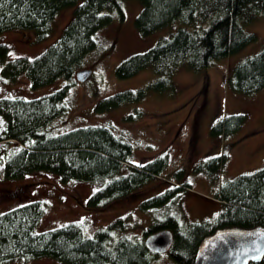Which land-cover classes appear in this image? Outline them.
Here are the masks:
<instances>
[{
  "label": "trees",
  "instance_id": "trees-1",
  "mask_svg": "<svg viewBox=\"0 0 264 264\" xmlns=\"http://www.w3.org/2000/svg\"><path fill=\"white\" fill-rule=\"evenodd\" d=\"M138 1L141 7L133 25L139 34L148 35L173 22L176 26L180 24L147 49L127 55L114 68L118 78L129 77L145 66H151L159 76L145 86L100 98L95 103L99 111L138 101L148 89L170 87V77L179 67L200 69L237 51L255 39V34L245 31L243 24L264 16V0ZM67 6H73L70 18L54 41L36 55L8 58L7 46L0 43L3 79L14 81L25 74L31 87L70 79L82 65L85 54L94 47L95 32L109 22L111 16L107 11H120V5L119 0H0V32L32 29L35 40L47 36L53 18ZM69 84L31 98L0 96L2 177L19 178L33 171H48L57 174L61 181L97 182L87 203L100 208L159 175L166 163L164 154L159 152L131 163L130 143L106 125L49 131L50 122L65 110L62 101ZM224 84L241 94L260 89L264 85V46L236 62L224 77ZM244 119L242 112L228 113L213 122L210 132L228 135ZM226 158L227 153L222 151L205 157L195 168L212 177ZM181 189L183 185L172 184L141 199L139 207L153 209L154 214L156 208L177 197ZM215 198L222 202V208L213 216L181 221L173 214L164 218L153 215L141 237L123 232L128 222L123 216L98 227L91 236L85 235L74 221L36 231L43 203L27 201L0 212V264H26L38 257H51L64 264H150L158 253L146 249L143 237L162 228L171 231L167 252L174 262L191 264L203 237L215 229L264 226V166L224 180ZM248 264H264V254L259 262Z\"/></svg>",
  "mask_w": 264,
  "mask_h": 264
},
{
  "label": "rangeland",
  "instance_id": "rangeland-1",
  "mask_svg": "<svg viewBox=\"0 0 264 264\" xmlns=\"http://www.w3.org/2000/svg\"><path fill=\"white\" fill-rule=\"evenodd\" d=\"M119 5L120 11H107L111 16L109 22L95 32V45L85 54L78 68L90 69L85 80H76L73 73L68 80L57 79L48 85L31 87L25 74L14 81L0 76V96L31 98L70 82L62 101L65 110L50 122V132L89 124L106 125L115 135L130 143L131 163L136 164L161 152L165 156V166L159 175L130 194L100 208L87 203V197L98 186L97 182L61 181L57 174L48 171H33L19 178L5 179L0 171V212L27 201H41L43 214L35 226L36 231L74 221L85 235L91 236L98 227L123 216L128 221L123 232L141 237L142 229L153 215L164 218L173 214L181 221H200L222 208V202L215 198L221 182L264 166V85L252 93L241 94L229 90L224 84V77L236 62L264 46V16L259 15L243 24V29L254 33L255 39L237 51L214 59L200 69L179 67L170 77V87L148 89L138 101L99 111L95 103L100 98L119 90L145 86L159 76L151 66H145L129 77L118 78L114 68L121 59L147 49L180 24L176 26L173 22L143 36L133 25L140 2L119 0ZM72 9L73 6H67L60 10L51 22L49 33L41 40H35L32 29L0 32V43L7 46V57L36 55L59 35ZM235 112L245 115L236 131L225 136L211 134L214 121ZM2 129L3 119L0 117ZM222 151L227 153V158L214 176L195 168L205 157ZM176 183L183 185L180 194L156 208L154 214L153 209L139 207L141 199ZM26 264L64 263L51 257H38L29 259ZM150 264L176 263L164 251L152 258Z\"/></svg>",
  "mask_w": 264,
  "mask_h": 264
},
{
  "label": "water",
  "instance_id": "water-1",
  "mask_svg": "<svg viewBox=\"0 0 264 264\" xmlns=\"http://www.w3.org/2000/svg\"><path fill=\"white\" fill-rule=\"evenodd\" d=\"M90 69L80 68L74 72L78 81L85 80ZM172 241L167 228L147 233L143 244L152 253L167 251ZM264 254V226H228L215 229L203 237L191 264H248L259 262Z\"/></svg>",
  "mask_w": 264,
  "mask_h": 264
}]
</instances>
